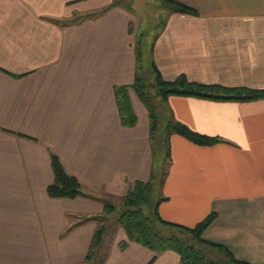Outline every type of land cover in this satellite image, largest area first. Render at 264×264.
Returning a JSON list of instances; mask_svg holds the SVG:
<instances>
[{
	"label": "crops",
	"instance_id": "1",
	"mask_svg": "<svg viewBox=\"0 0 264 264\" xmlns=\"http://www.w3.org/2000/svg\"><path fill=\"white\" fill-rule=\"evenodd\" d=\"M173 1L195 13L170 4L161 18L149 59L164 80L264 89V0ZM140 33L117 0H0V264H182L129 240L114 203L154 169L148 109L131 87ZM122 85L133 126L119 115ZM164 101L169 120L220 141L169 135L159 216L192 227L215 212L201 237L264 264V97ZM53 155L85 194H48ZM105 203L118 215L100 217Z\"/></svg>",
	"mask_w": 264,
	"mask_h": 264
},
{
	"label": "trees",
	"instance_id": "2",
	"mask_svg": "<svg viewBox=\"0 0 264 264\" xmlns=\"http://www.w3.org/2000/svg\"><path fill=\"white\" fill-rule=\"evenodd\" d=\"M168 6L173 5L176 10L180 12L195 13V10L183 3L164 0ZM116 3V2H115ZM171 4V5H170ZM149 30V29H148ZM151 32L149 31V36ZM141 45L137 40L136 44V58L139 63L141 57V48L143 44V33H140ZM155 35L150 41L152 45ZM139 39V38H138ZM150 40V38H149ZM139 65V64H138ZM140 65L138 66V69ZM150 68L156 74L161 90V95L165 99L169 94L181 95H195L210 98L221 99H237L247 100L264 97V89H252L248 87H223L216 84H204L194 81H189L184 75L178 76L173 81H166L162 78L159 70L152 62ZM141 101L146 105L149 113V134L153 143L154 154V169L151 171L150 178L147 181H135L133 187L124 195L122 203V212L118 215V222L124 228L125 233L129 240L136 241L143 246L149 248L155 253H160L165 250H174L180 255L182 264H250L236 259L232 253L227 250L223 245L206 241L201 237L205 228L215 219L216 213L211 212L196 225L188 227L185 225L173 223L162 219L158 213V204L162 198L153 199V188L155 190L161 186V183L166 175L168 161L170 158V145L169 135L177 133L188 140L199 145H211L219 142L220 139L216 136L203 134L192 130L187 125L171 119L167 123V136L162 141H155L154 136L156 133V119L157 116L154 112L153 104L149 100V96L145 92L144 85L141 83L139 72L135 76V80L131 86ZM128 86L122 85L116 87L115 94L117 99V106L121 122L125 126H133L135 124V116L131 111L128 95L126 89ZM221 93V94H220ZM164 142V143H161ZM161 143V144H160ZM158 155L160 158H158ZM163 165V169H162ZM52 168L54 173L53 182L47 187V192L50 196L54 197H75L77 195L85 194L81 184L78 180L65 172L59 159L56 155L52 156ZM164 199V198H163ZM152 206V218L147 216L143 211L144 205ZM114 205L105 203L103 213L100 217L106 214H111L114 211ZM104 216V218H105ZM103 227H98L93 235V242L91 251L97 244L98 239L103 232ZM180 233V235H179ZM182 234H188L195 238L197 245H203L210 248H217L224 252L227 256V261L221 262L214 260L205 252V245L200 248L195 244L187 243L182 239ZM197 246V247H196Z\"/></svg>",
	"mask_w": 264,
	"mask_h": 264
},
{
	"label": "rangeland",
	"instance_id": "3",
	"mask_svg": "<svg viewBox=\"0 0 264 264\" xmlns=\"http://www.w3.org/2000/svg\"><path fill=\"white\" fill-rule=\"evenodd\" d=\"M117 2H119L122 5L125 6H130L134 9V11L136 12V19H137V23H138V29L139 32L143 33V44H142V48H141V57L139 59V76L141 79V83L144 85V89L145 92L147 93V95L149 96V100H151V103L153 104V108H154V112L157 116L156 119V133L154 136V140L155 141H161L162 139L164 140L165 137L167 136V129L168 127L166 126L169 120V116H168V112H167V107L165 106V101L164 98L161 95V90H160V85L158 83V81L156 80V74H154V71L150 68V59H149V47H150V41L152 40L154 34L157 32L160 23L162 22V17L164 12H166V8L168 6V4L164 3L163 0L162 2L160 1H156V0H117ZM169 8L171 6H168ZM149 19H148V18ZM150 17H154V22L155 24L152 25V20L150 19ZM149 29V30H148ZM149 31L151 32L150 36H149ZM150 38V40H149ZM141 41V38L139 37L138 42ZM139 44L141 45V42H139ZM185 76V75H184ZM162 89V88H161ZM162 140V141H163ZM164 143V142H162ZM158 158L159 155H158ZM165 167H167V163L165 165ZM162 169H163V165H162ZM159 188H157L155 190V188H153V199L155 200V198L157 197V195L160 194L159 192ZM115 205H118L119 209L120 206L122 205L121 202L118 201H114ZM112 204V203H111ZM143 211L144 213L149 216L150 218H152V206L150 205H144L143 207ZM118 209V210H119ZM115 210V207H114ZM117 210V211H118ZM115 211L112 213L111 217H115L118 215V212ZM105 216V215H104ZM103 216V217H104ZM107 215L105 216L104 219H106ZM112 221L114 220L113 218H111ZM180 235V233H179ZM182 239L185 240L187 243L190 244H195L197 245V242L195 241V238H193V236L188 235V234H182L181 235ZM108 236H105L104 239H107ZM198 246V245H197ZM196 246V247H197ZM202 245H199L198 247L200 248ZM218 250L219 249H214V250H210L209 255H213L215 258H213L214 260H218L220 261V256L218 255ZM212 251L214 253H212ZM219 258V259H217ZM222 262V261H221ZM230 264V263H229Z\"/></svg>",
	"mask_w": 264,
	"mask_h": 264
}]
</instances>
